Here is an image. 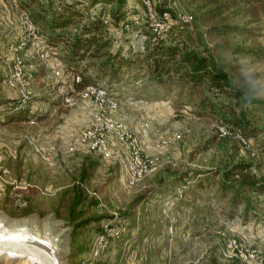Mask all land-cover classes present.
<instances>
[{
  "label": "rangeland",
  "instance_id": "1",
  "mask_svg": "<svg viewBox=\"0 0 264 264\" xmlns=\"http://www.w3.org/2000/svg\"><path fill=\"white\" fill-rule=\"evenodd\" d=\"M25 1L0 0V218L35 227L49 221L65 223L61 230L69 232L67 264H244L223 255L230 240L255 251L259 264H264V195L246 193L233 203L234 191L223 193L217 174L233 163L245 162L253 165L251 174L264 181V57L250 53L233 56L215 48L226 42L230 47L260 49L264 54V30L254 29V37L231 35L208 40L203 32L212 23L195 20L200 15L197 2L126 0V17L134 20L133 16L147 13L146 1L156 13L192 15V29L184 27L180 42L188 50L208 56L233 78L251 77L235 91L256 103L248 106L235 96L210 91L207 94L218 110L210 115L198 109L199 99L190 103L178 96L174 86L167 93H143L144 79L138 78L128 81L129 90L124 88L113 98L118 107L110 112L99 109L92 98L76 95L80 90L71 82L73 74L63 68L61 47L49 49L45 44L49 59H40V47L28 39L22 24V14L30 17L22 7ZM37 1L45 7L48 1L66 0ZM79 2L87 8V15L101 13L104 36L110 39L108 52L143 51L148 39L111 17L115 3L90 7L88 0ZM233 14L229 12L222 24L244 29L264 27V19L255 25L239 13ZM16 57L22 60L23 72L20 82L11 87L8 80ZM58 69L60 77L53 74ZM139 70L144 72L143 67ZM90 73L94 75L92 70ZM21 82H27L31 92L25 104L19 97ZM116 84L108 78L98 83L101 88ZM58 90L72 98L73 105L63 103ZM230 109L236 116L245 111L257 138L247 139L223 124L221 116ZM21 111L27 112L28 120L10 119ZM33 114L39 119L30 118ZM106 118L122 123L138 140L146 164L156 168L135 185L128 184L116 159V155L124 158L128 153L112 136L108 141L112 159L79 149L80 133ZM151 136L153 142L147 144L154 150L148 151L141 140ZM86 164L92 168L82 181ZM197 175L208 178V188L193 191L187 185L186 190L170 189L163 180L181 176L195 179ZM76 187L83 192V202L75 210L79 219L72 222L67 214ZM156 188H166L167 192L158 195ZM26 211L29 213L22 215ZM114 214L125 232L111 240L99 258L88 260L93 238ZM83 221L88 223L77 227Z\"/></svg>",
  "mask_w": 264,
  "mask_h": 264
},
{
  "label": "trees",
  "instance_id": "2",
  "mask_svg": "<svg viewBox=\"0 0 264 264\" xmlns=\"http://www.w3.org/2000/svg\"><path fill=\"white\" fill-rule=\"evenodd\" d=\"M88 1L90 7L115 3L114 8L110 10L111 17L117 22L123 21L131 30L148 39L143 51L108 52L110 39L104 36L101 13L87 15V8L81 7L82 2L79 0H66L62 3L48 1L45 7H41L37 0H27L22 4L23 9L30 13L29 18L47 47L49 49L62 48L63 52L59 58L64 70L80 76V83L75 85L77 90L89 85L99 87L98 83L108 78L117 84L103 89L109 97L115 98L122 89L129 90L126 88L129 86L128 81L141 78L145 83L141 90L143 93L148 95L151 92L158 94L164 91L167 93L174 86L179 91L178 96L185 97L190 103H195V99H199L198 109L210 115L218 113L216 104L207 94L210 91L235 96L248 106L256 103L235 91L238 84L245 83L251 77L233 78L220 70L208 56L188 50L187 46L180 42L181 33L185 30L183 26L174 25L167 32L156 35L152 31L151 22L146 14L133 16L136 20L126 17V0ZM192 1L198 3L200 12L195 20L212 23L203 32L208 40L231 35L254 37V29L264 30L263 26L244 29L237 25L222 24L227 20L229 12L234 13L233 15L239 13L243 18L248 19L250 24H262L264 0ZM215 48L225 50L233 56L250 53L253 57H264L260 49L244 50L239 47H230L226 42L218 44ZM141 67L144 68V72H140ZM133 69L134 72H132ZM90 70L94 75L90 73ZM221 117L223 124L225 123L224 125L228 126L233 133H238L245 138H257L258 132L251 129L245 111L241 110L239 116H236L235 112L230 109V113H224ZM30 118L38 120L39 116L33 114ZM10 119L25 121L29 117L27 112L21 111ZM88 168H92L91 164H86L81 171L82 181H85L87 177ZM252 169L251 163L236 162L229 165L226 170L217 173L220 175L219 183L222 192L234 191L233 203L239 201V196L246 193L264 195V181L257 180L251 174ZM163 180L170 189L186 190V186L190 185L195 191L205 190L209 186V180L204 175H197L195 179L181 176ZM156 189L158 195H164L167 192L166 188ZM74 193L67 214L68 220L72 222L79 219L80 213H76L75 210L83 202V192L80 187H76ZM28 213L29 211H26L22 215ZM87 223L88 221H83L77 227ZM79 251L82 250L79 249Z\"/></svg>",
  "mask_w": 264,
  "mask_h": 264
},
{
  "label": "built area",
  "instance_id": "3",
  "mask_svg": "<svg viewBox=\"0 0 264 264\" xmlns=\"http://www.w3.org/2000/svg\"><path fill=\"white\" fill-rule=\"evenodd\" d=\"M147 6L146 16L151 22V28L154 34L161 35L167 32L172 26L180 25L185 28L192 29L193 16L187 14H178L176 17H172L169 12L156 13L149 7L148 1L144 2ZM22 24L28 31V39L33 44L40 47V59L47 61L49 59V53L45 49L46 45L37 34L35 26L31 23L26 14L21 16ZM32 44V45H33ZM14 65L11 72H14L8 80V84L13 87L15 81H19L22 77L23 64L22 60L18 57L13 59ZM61 71H53L54 76L60 77ZM80 76L73 74L71 76V82L73 85L80 83ZM20 82V81H19ZM19 89V97L21 104H25L31 95L27 82H21ZM62 96L63 103L67 105H73L72 98L68 97L62 90H58ZM83 99H93L99 109H106L110 112H115L118 107V103L115 99L109 97L106 91L101 87L86 86L76 94ZM225 136L226 133L220 130ZM112 136L116 142L122 145L128 155L126 157H120L116 155V159L119 162L122 169L125 171L129 185H135L140 182L145 175L156 170L154 166L147 165L141 156V149L138 140L132 134L125 130L122 123L114 121L112 118L99 119L95 125L84 129L79 135V149L86 153H95L104 159L114 158L113 153L109 146V137ZM243 141V140H242ZM73 149H71L72 151ZM118 157V158H117ZM125 232V228L118 223V217L116 214L104 222L101 226L99 233L95 235L88 251V260H95L99 258L111 240L119 238ZM223 255L231 260H237L244 264H259L255 251L245 250L241 248L235 240H230L226 244V252Z\"/></svg>",
  "mask_w": 264,
  "mask_h": 264
},
{
  "label": "water",
  "instance_id": "4",
  "mask_svg": "<svg viewBox=\"0 0 264 264\" xmlns=\"http://www.w3.org/2000/svg\"><path fill=\"white\" fill-rule=\"evenodd\" d=\"M49 221L41 227L0 218V264H67L68 230Z\"/></svg>",
  "mask_w": 264,
  "mask_h": 264
},
{
  "label": "crops",
  "instance_id": "5",
  "mask_svg": "<svg viewBox=\"0 0 264 264\" xmlns=\"http://www.w3.org/2000/svg\"><path fill=\"white\" fill-rule=\"evenodd\" d=\"M152 137L153 136H151L150 138L149 137H144V140H141V143L143 144V145H147L145 148L148 150V151H153L154 150V147L152 146V148L150 147V144H147V143H152L153 142V140H152Z\"/></svg>",
  "mask_w": 264,
  "mask_h": 264
}]
</instances>
